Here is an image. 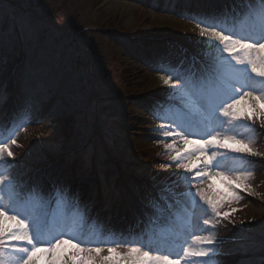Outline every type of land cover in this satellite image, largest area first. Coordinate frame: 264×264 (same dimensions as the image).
<instances>
[{
  "label": "rangeland",
  "instance_id": "obj_1",
  "mask_svg": "<svg viewBox=\"0 0 264 264\" xmlns=\"http://www.w3.org/2000/svg\"><path fill=\"white\" fill-rule=\"evenodd\" d=\"M236 4L239 0H4L0 86L6 102L0 105V125L5 127V136L26 94L44 101L40 122L18 121L23 127L15 131L16 144L10 146L17 165L11 174L28 184H47L57 178L71 181L81 193V203L87 205L81 224L84 237L110 240L121 234L128 238L143 235L148 225L131 199L133 189L153 176L160 181L177 171L174 165L165 167L174 155L165 147L170 141L154 138L158 134L153 130L163 122L157 117L172 107L169 86L161 80L167 72L156 69L171 65L183 71L199 66L176 42L203 60L206 45L201 41L205 38L200 37L196 21L214 19L246 27L245 8L238 9L244 15L229 11ZM250 6L258 9L259 0ZM21 17L30 24V32L22 30ZM126 36L138 40L132 42ZM19 39L24 46L23 62L8 66L2 52L12 49ZM145 42L151 44L144 46ZM3 79H7L4 84ZM97 89L106 98L102 115L92 103ZM237 107L243 113L254 112V128L264 133V109L256 100L245 97ZM249 124L253 120L234 128L226 124L225 131H235L250 141L254 152L264 153V135L257 142ZM175 144L184 147L180 141ZM247 159L255 162V171L240 181L248 187L237 190L238 200L223 195L227 188L219 178L198 182L209 199L221 200V212L230 213L219 218L211 232L225 241L222 247L228 254L218 258L219 264H264V155ZM93 246L103 247L102 255H107V247L114 245ZM118 251L127 253L128 248L121 246ZM187 259L188 264H201L196 258ZM96 260L100 264V258Z\"/></svg>",
  "mask_w": 264,
  "mask_h": 264
},
{
  "label": "snow or ice",
  "instance_id": "obj_2",
  "mask_svg": "<svg viewBox=\"0 0 264 264\" xmlns=\"http://www.w3.org/2000/svg\"><path fill=\"white\" fill-rule=\"evenodd\" d=\"M252 4L253 0H247L245 5L246 27L227 26L214 19L196 21L200 37L205 38L201 43L206 45L199 66L183 71L171 65L156 69L167 72L161 80L169 86L172 107L157 117L163 122L153 130L158 134L154 138L170 141L165 147L174 155L165 167L174 165L177 171L160 181L153 176L152 181L133 189L131 199L149 225L141 236L84 237L81 224L87 205L81 203V193L71 181L57 178L47 184H28L11 174L17 166L10 150L16 144L15 131L23 123H38L43 118L39 116L43 98L26 94L6 136L0 125V264H97V257L100 264H188L187 258L219 264L218 258L228 253L222 247L225 241L211 232L218 219L230 213L221 212V200L209 199L198 182L219 178L227 188L223 195L238 200L237 190L248 187L240 181L255 171V162L247 156L264 155L254 152L250 141L235 131H225L226 124L234 128L253 120L248 128L256 133L257 142L264 135L254 128V112L243 113L237 107L250 97L264 109V0H259L258 9ZM5 10L0 0V24ZM19 23L22 30H32L23 17ZM5 102L6 92L0 86V105ZM92 103L102 115L106 98L100 89ZM49 115L58 119L56 113ZM21 119L23 123L18 124ZM176 141L184 147H176ZM173 186H177L175 191ZM202 232L209 234H198ZM99 244L114 246L102 255L104 248L93 246ZM121 246L128 252L118 251Z\"/></svg>",
  "mask_w": 264,
  "mask_h": 264
},
{
  "label": "trees",
  "instance_id": "obj_3",
  "mask_svg": "<svg viewBox=\"0 0 264 264\" xmlns=\"http://www.w3.org/2000/svg\"><path fill=\"white\" fill-rule=\"evenodd\" d=\"M22 48L21 43L18 47L15 46V49L11 51L10 55L6 56V61L10 65H14L22 60Z\"/></svg>",
  "mask_w": 264,
  "mask_h": 264
},
{
  "label": "bare ground",
  "instance_id": "obj_4",
  "mask_svg": "<svg viewBox=\"0 0 264 264\" xmlns=\"http://www.w3.org/2000/svg\"><path fill=\"white\" fill-rule=\"evenodd\" d=\"M248 191H250V192H254L253 191V189L251 190V189H248ZM254 193H256L257 195H258V192L255 190V192ZM144 221V220H143ZM145 224H147V223H145ZM148 225V224H147ZM148 227H149V225H148Z\"/></svg>",
  "mask_w": 264,
  "mask_h": 264
}]
</instances>
